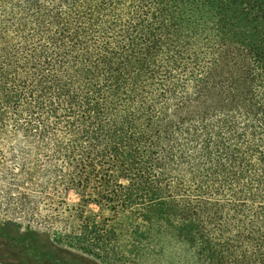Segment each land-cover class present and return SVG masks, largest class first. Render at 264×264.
Segmentation results:
<instances>
[{
    "label": "trees",
    "instance_id": "1",
    "mask_svg": "<svg viewBox=\"0 0 264 264\" xmlns=\"http://www.w3.org/2000/svg\"><path fill=\"white\" fill-rule=\"evenodd\" d=\"M71 193L185 264H264V0H0V202ZM23 229L24 264H70Z\"/></svg>",
    "mask_w": 264,
    "mask_h": 264
},
{
    "label": "rangeland",
    "instance_id": "2",
    "mask_svg": "<svg viewBox=\"0 0 264 264\" xmlns=\"http://www.w3.org/2000/svg\"><path fill=\"white\" fill-rule=\"evenodd\" d=\"M64 210L50 212L44 209L39 216L24 212L16 207L0 202V225L14 220L23 226L26 232L31 227L38 233L45 243L49 242L47 250L61 254L70 264H185L179 259L183 251L170 250L158 244L147 241L141 242L134 234L131 221L120 214L117 218L113 214H103L96 207H92L85 216L74 215L67 206L78 204L79 198L71 193L64 197ZM109 220L110 227L103 229V238L96 237L94 230L86 231L83 223L86 220ZM148 232L145 233L147 235ZM91 238L83 242V238ZM84 243V244H83ZM176 254L172 261L168 256ZM101 256V257H99ZM107 258L106 262L104 259ZM0 262L3 264H24L23 256L8 248L7 243L0 238Z\"/></svg>",
    "mask_w": 264,
    "mask_h": 264
}]
</instances>
